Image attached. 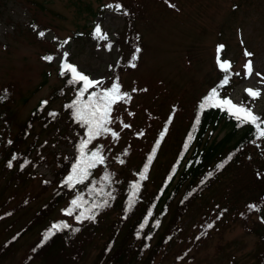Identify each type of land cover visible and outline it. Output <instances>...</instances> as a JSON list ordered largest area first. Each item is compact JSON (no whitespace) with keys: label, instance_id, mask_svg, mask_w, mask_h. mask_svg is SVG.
I'll use <instances>...</instances> for the list:
<instances>
[{"label":"trees","instance_id":"obj_1","mask_svg":"<svg viewBox=\"0 0 264 264\" xmlns=\"http://www.w3.org/2000/svg\"><path fill=\"white\" fill-rule=\"evenodd\" d=\"M68 2L77 14L94 17L99 13L89 3ZM112 4L129 18L131 10L120 0ZM84 34L74 32L72 38ZM128 40L138 42L131 32ZM217 69L216 78L190 99L187 112L175 105L158 126L150 115H145L147 124H135L131 97L118 77L85 92L81 99L86 101L92 92L118 81L120 93L127 95L112 105L111 131L87 145L86 153L99 148L104 162L90 169L80 183H69V177L80 160V142L88 138L87 126L74 118L69 106L81 86L57 69L60 84L18 123L12 122L8 109L10 91L1 89L2 119L12 130L4 126L0 141V263L16 256L17 264H86L90 257L88 264H160L172 254L177 263L190 264V251L203 244L211 231L220 233L237 222L255 238L254 249L250 260L229 256L223 264H264V137L255 125L241 124L221 108L200 109L213 88L221 99L229 93L233 72ZM58 98L61 102L54 108ZM124 104L127 117L120 107ZM241 104L250 108L247 99ZM176 111L184 126L171 136ZM257 116L264 121V105ZM220 129L224 132L216 139ZM170 136L171 155L152 172ZM61 145L72 152L55 150ZM38 164L51 165V181L35 173ZM141 174L146 178L141 179ZM242 175L249 177L248 184L237 181ZM245 187L251 194L242 199ZM74 200L79 206L73 205ZM32 204L37 206L30 209ZM58 212L59 217H53Z\"/></svg>","mask_w":264,"mask_h":264},{"label":"rangeland","instance_id":"obj_2","mask_svg":"<svg viewBox=\"0 0 264 264\" xmlns=\"http://www.w3.org/2000/svg\"><path fill=\"white\" fill-rule=\"evenodd\" d=\"M79 1L99 13L94 17L77 14L68 0H0V90L10 91L8 109L13 123L25 119L37 101L60 84L56 70H65L66 64L100 82L87 92L118 77L131 97L139 127L148 123L145 115L160 125L163 114L175 105L187 112L190 99L216 78L217 62L227 61L233 72L227 98L235 104L247 99L252 111L260 114L264 105V0H120L131 10L129 18L123 9L112 7L114 0ZM129 31L138 40L136 44L129 42ZM74 32L85 34L79 40L72 38ZM48 56L52 59H45ZM248 60L251 75L245 68ZM42 80L43 85H38ZM79 84L83 87L82 81ZM247 89L259 90L260 95L253 97ZM60 102L56 99L53 107L58 108ZM124 105L120 107L127 117L129 110ZM2 116L0 111V141L2 130H12ZM179 119L176 111L171 136L184 126ZM223 132L218 130L216 139ZM171 136L161 146L152 172L170 157ZM55 150L72 152L62 145ZM50 168V164H38L34 171L51 181ZM237 181L248 184L249 177L242 175ZM250 194L245 187L242 199ZM254 245L251 234L237 222L230 223L220 233L211 231L203 244L190 251V264H223L229 256L250 260ZM0 264H17V257ZM160 264L179 263L170 254Z\"/></svg>","mask_w":264,"mask_h":264},{"label":"snow or ice","instance_id":"obj_3","mask_svg":"<svg viewBox=\"0 0 264 264\" xmlns=\"http://www.w3.org/2000/svg\"><path fill=\"white\" fill-rule=\"evenodd\" d=\"M100 32V29L97 28V33ZM39 35L43 36L44 33L41 32ZM223 46H218V51L222 49ZM246 56H251V53L245 52ZM47 60H51L52 57H45ZM134 66V65H133ZM221 69L225 72L230 68V62H221ZM65 70H70L72 73V82L79 83L83 82V87H81L79 95L77 99L73 101V103L69 106L74 109L73 116L74 118L81 123L82 125L87 126V139L82 140L79 145L80 152V160L73 167V175L69 177V183L75 180L77 183L83 182L90 175V169L96 167L97 164H102L104 162V158L100 153V149L92 151L89 154L86 153V147L91 141L105 133L111 131L108 128V124L111 122L110 112L112 109V105L117 102V100L123 99L127 94H121L119 89V83H113L110 88L92 92L88 99L82 100L83 94L88 91L89 88L98 85L100 82L89 78L87 75L80 73L77 68L73 65L66 64ZM245 68L247 69V74H252V62L248 60L246 62ZM63 74V72H62ZM259 75V74H257ZM228 82V76L226 75L223 83L226 84ZM249 95L253 97H258L260 95L259 90L247 89L246 90ZM206 106L208 107H217L221 108L229 113V115L233 116L237 121L241 124L243 123H251L255 125L258 130V135L264 137V128L261 127L262 118L257 116L251 108L246 107L243 104H235L230 98H219L217 89L213 88L209 94L204 97L203 101L200 104V109L203 110ZM128 127V125H125ZM113 137H116V133H112ZM163 135V133L161 134ZM151 160V157H149ZM123 163V161H121ZM11 166V165H9ZM219 167H223V165H219ZM144 172H147V167H145ZM211 175V173H209ZM146 176L141 174V179H145ZM107 180L108 177L105 176ZM138 188L139 185L134 186ZM107 195H111L108 193ZM79 199V198H78ZM73 205L79 206L77 200H74ZM107 201H104L106 204ZM103 206V205H101ZM250 207H255V205H250ZM84 214L81 213V216H78L77 219H80ZM89 219H93L94 216L87 217ZM211 227V225H209ZM51 235V233H49ZM47 239V237H45Z\"/></svg>","mask_w":264,"mask_h":264}]
</instances>
